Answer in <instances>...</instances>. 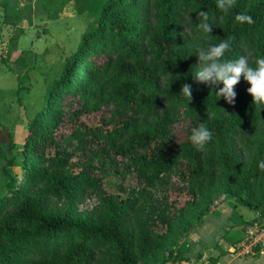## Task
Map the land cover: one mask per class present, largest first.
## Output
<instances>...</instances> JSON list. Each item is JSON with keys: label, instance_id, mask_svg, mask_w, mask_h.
I'll list each match as a JSON object with an SVG mask.
<instances>
[{"label": "trees", "instance_id": "obj_1", "mask_svg": "<svg viewBox=\"0 0 264 264\" xmlns=\"http://www.w3.org/2000/svg\"><path fill=\"white\" fill-rule=\"evenodd\" d=\"M217 2L107 1L29 126L25 172L0 200V264H172L219 200L233 196L264 215V108L253 105L243 77L234 105L216 96L222 85L192 78L197 46L227 39L223 59L246 56L255 67L264 58V0H236L227 12ZM200 11L211 34L198 28ZM239 13L252 22H237ZM187 17L194 40L181 34ZM184 83L191 100L180 95ZM81 114L102 115L61 140L68 118ZM200 123L212 132L203 151L189 139ZM75 144L85 150L81 170L68 156ZM120 158L148 189L175 176L185 197L167 194L154 207L143 192L107 193L99 169ZM89 191L101 193L95 210L79 204Z\"/></svg>", "mask_w": 264, "mask_h": 264}, {"label": "rangeland", "instance_id": "obj_2", "mask_svg": "<svg viewBox=\"0 0 264 264\" xmlns=\"http://www.w3.org/2000/svg\"><path fill=\"white\" fill-rule=\"evenodd\" d=\"M107 1L0 0V200L8 195L9 183L25 172L22 146L31 122L45 109L50 89L61 78L84 35L97 24ZM190 21L189 17L183 20L181 34L194 40ZM112 111L113 107L104 110L106 119ZM101 115L68 118L60 130L64 134L61 140L73 134L78 123H96ZM83 148L76 145L68 151L72 162L78 163L77 170H81ZM128 166V159L123 158L116 163L106 160L101 165L98 177L107 193L143 192L154 207L167 194L185 197V185L175 176H164L158 185L148 189ZM100 203L101 193L89 191L79 204L82 209L95 210ZM149 211L151 208L147 207ZM258 217L255 210L233 196L219 200L214 212L179 244L183 260L172 264H211L210 259L223 255L217 247L230 253L217 264H244V259L249 258L254 264L259 263L258 259L264 261L262 252L241 256L232 252L240 242L230 245L244 235V225Z\"/></svg>", "mask_w": 264, "mask_h": 264}, {"label": "clouds", "instance_id": "obj_3", "mask_svg": "<svg viewBox=\"0 0 264 264\" xmlns=\"http://www.w3.org/2000/svg\"><path fill=\"white\" fill-rule=\"evenodd\" d=\"M236 0H218L217 6L221 11L227 12L235 6ZM198 28L205 34H211L212 24L207 12L198 13ZM237 22H252L251 17L239 13L235 16ZM230 41L221 40L219 43L209 45L207 50L204 47L197 46L196 53L200 61L199 67L192 78L198 83L211 82L213 88L222 85L216 96L223 98L229 105H234L236 93L234 88L239 84L241 77L250 85L247 89L252 97L253 105L264 108V58L255 61V67L251 66L246 56H239L236 59H223L225 53L230 50ZM180 95L192 99V87L184 83L181 85ZM192 145L198 150H205L206 145L212 141V132L206 124L200 123L197 127L191 129L189 137ZM264 168V162L260 164Z\"/></svg>", "mask_w": 264, "mask_h": 264}, {"label": "built area", "instance_id": "obj_4", "mask_svg": "<svg viewBox=\"0 0 264 264\" xmlns=\"http://www.w3.org/2000/svg\"><path fill=\"white\" fill-rule=\"evenodd\" d=\"M258 220L245 228L243 238L233 252L241 256H250L256 252L264 253V215L258 217Z\"/></svg>", "mask_w": 264, "mask_h": 264}, {"label": "crops", "instance_id": "obj_5", "mask_svg": "<svg viewBox=\"0 0 264 264\" xmlns=\"http://www.w3.org/2000/svg\"><path fill=\"white\" fill-rule=\"evenodd\" d=\"M210 215L211 214H209V216ZM209 216H206V218L209 217ZM230 245L232 246L231 243H230ZM217 249H218V251H220L221 253H223V255L220 253L221 255L219 257H216L213 260L210 259L211 260V264H217L220 261V259H222V258L227 257V256L230 255V253L228 251H225L224 249H222V247H217ZM232 250H233V247H232ZM183 256H184V254H183ZM200 256L203 257V253H201ZM257 261L259 262L258 264H264V261L263 260H259L258 259ZM244 264H254V263L252 262V259L249 258V259H244Z\"/></svg>", "mask_w": 264, "mask_h": 264}]
</instances>
